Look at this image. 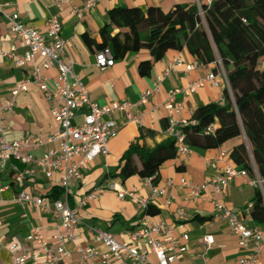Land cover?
I'll return each mask as SVG.
<instances>
[{
    "label": "crops",
    "instance_id": "crops-1",
    "mask_svg": "<svg viewBox=\"0 0 264 264\" xmlns=\"http://www.w3.org/2000/svg\"><path fill=\"white\" fill-rule=\"evenodd\" d=\"M55 2L56 0H1L5 11H17L26 26L39 32L45 31L50 16H58L62 36L71 44L69 54L74 61L73 70L87 88L90 101L94 103L108 105L121 100L136 103L141 93L152 89L153 79L160 76L174 59L180 58L182 61L181 66L176 67L163 78L158 91L146 104L131 111L132 115L142 117V126L135 122H125L117 136L109 141L107 157L97 156L89 163L88 169L84 172L85 184L80 185L79 182L70 180L67 201L71 208L76 209L84 195L109 180L119 182L124 189H136L141 195L149 197L151 188L138 176H131L125 181L116 176L122 165V155L131 143L136 142L141 130L143 135L140 143L147 148L170 141L171 139L165 134L168 112L164 106L168 91L185 88L190 82L204 78L214 65L198 62L185 49L169 50L162 59L154 61L149 51L144 49L130 52L123 58H116L112 67L100 70L95 66V53L100 49L95 45L89 47L84 42L83 35H87L96 44L101 45L103 40L100 30L104 25L109 24L110 13L118 8H137L145 13L149 7H157L163 12H168L178 5L197 9V4L203 5L205 0H97L89 12L83 14L81 18L71 11L72 8L81 9L86 0H67L59 6ZM118 31L113 27V34ZM7 36L8 24L0 16V37L4 38L2 48L4 50L14 48L16 52L22 53L24 49L19 46V42L6 38ZM143 62L151 64L148 76H141L139 73V67ZM194 63H198V66L192 68ZM29 73V69H17L9 60L0 56V119L8 125V130L5 132L8 141H19L27 134L39 140L40 147L32 153L40 157L58 149L57 142L48 141L51 130L55 127L50 114L54 102L47 101L37 85L30 84L26 92L16 97L11 112L2 109L11 96L14 84L29 76ZM43 74L48 78V85L52 87L54 70L44 71ZM225 88H227L225 84L215 88L205 83L201 89L191 93L183 101L184 110L181 117L188 120L195 110L203 105L221 104L222 91ZM176 98L182 99L180 94ZM114 119L118 122L124 121V116L118 113ZM242 142L246 144L244 137L231 139L216 149L192 148L189 158L183 159L176 155L174 159L166 161L159 168L155 186L164 187L165 194L154 199L150 204L151 210L157 213L149 216V222L152 225L163 222L171 226L178 243L186 248L178 256L180 264H238L241 258L251 254L252 246L247 250L241 249L237 237L231 232L228 224L223 219L213 218L210 186L206 187L197 201H193L190 199L189 188L180 184L181 179L194 185L207 182L215 173L207 163L218 154L219 150L229 153L233 147ZM134 161L139 168L141 164L136 156ZM228 161L234 166L230 157ZM12 165H16L19 169L25 168L14 161L0 164V264H7L10 261L7 245L11 243L17 244L19 255L34 249V244L25 240L33 228H38L45 241L55 247L57 241L54 236L60 223L51 215V202L62 198L60 174L54 173L51 179H47L37 172L25 183L24 190L27 193L47 199L45 207H32L16 201L20 189L14 184ZM255 191L244 184L242 179L236 178L229 183L225 194L219 197L228 209L238 213L239 217L249 225H254L246 212V207L253 202ZM167 200L170 201L169 205H166ZM178 209H183L185 212L183 220H177L175 216ZM77 216L80 220L75 230L77 243L81 248H93L95 256L84 260L74 249V244L68 242L65 246L68 252V264H103L101 255L106 253L107 249L95 241L90 229L107 232L118 242L130 243L129 234L137 228L139 213L130 201L121 200L114 192L103 190L97 198L80 208ZM207 236L213 238V243L208 247L203 243V239ZM158 239L164 240L161 236ZM134 245L140 249L147 248L146 243L141 240ZM147 260L146 264H157L153 254H149ZM111 263L127 264V261L112 259ZM257 264H264V249Z\"/></svg>",
    "mask_w": 264,
    "mask_h": 264
},
{
    "label": "built area",
    "instance_id": "built-area-1",
    "mask_svg": "<svg viewBox=\"0 0 264 264\" xmlns=\"http://www.w3.org/2000/svg\"><path fill=\"white\" fill-rule=\"evenodd\" d=\"M96 1L86 0L81 9L72 8L71 12L81 18L83 14L89 12ZM214 1L205 0L203 5L197 4V13L200 18L204 15L203 6L209 7ZM66 2L67 0H56L55 3L59 6ZM0 16L8 24L6 38L17 40L19 46L24 49L22 53L16 52L14 48L4 50L2 48L4 38L0 37V56L9 60L17 69L30 70L29 76L14 84L11 96L2 109L11 112L15 106L16 97L26 92L30 84L37 85L46 100L54 102L50 114L55 127L51 130L48 141L58 144L56 151L36 157L32 152L40 147L41 142L30 134L19 141H8L5 137L8 125L0 119V164L14 161L25 167L19 169L16 165L11 166L14 173V184L20 189L16 195V201L20 204L32 207L47 205L45 197H38L24 190L25 183L37 172L47 179H51L54 173H59L60 187L63 190L62 198L51 202V215L60 222L54 236L57 245L50 246L43 238L41 231L33 228L25 240L32 242L34 249L19 255L17 244L7 245L10 255V261L7 264H68V252L65 249L68 242L74 244V249L82 255L84 260L95 256L93 248H81L77 243L78 237L75 235V230L80 224L77 211L85 207L90 200L97 198L103 190L114 192L121 200L130 201L139 213L137 228L129 234L130 243L118 242L113 235L107 232L90 229L95 241L107 249L106 253L101 255L103 264H112V259H123L127 261V264H146L149 254L154 255L157 264H180L178 256L186 248L178 243L171 226L163 222L150 224L146 213L153 200L165 194L164 187L153 185L150 179H142L143 183L151 188V195L145 197L136 189H124L119 182L109 180L84 195L76 209L68 205L67 196L70 180L77 181L80 185L85 184L84 172L88 169L89 163L97 156L107 157L109 141L117 136L125 122H135L142 126V117L132 115L131 111L148 102L149 98L158 91L163 78L182 65L181 59H174L160 76L155 77L152 89L141 93L136 103L121 100L108 105H99L90 101L87 88L73 70L74 61L69 54L71 44L62 36L61 24L57 15L48 18L44 32L26 26L17 11H5L1 0ZM114 62L115 59L109 47L95 53V66L100 70L112 67ZM213 65L214 68L204 78L190 82L185 88L170 90L167 93L164 106L168 112L165 134L173 140L176 155L183 159L189 158L192 153V148L186 143V134L183 129L195 124L192 118L186 120L181 117L184 110L183 101L191 93L201 89L205 83L215 88H220L222 84H225L229 88L221 61L217 59ZM197 66L198 63H194L192 68ZM257 68L264 71V54L257 62ZM47 70L55 72L52 87L48 85V78L43 74ZM178 94L181 100L176 98ZM221 102H223L222 99ZM118 113L124 116V121L118 122L114 119ZM214 131L215 127L210 126L208 132L213 133ZM26 150L30 151L25 152ZM228 158L227 151L219 150L218 154L207 163L215 170L214 175L207 182L194 185L192 182L181 179L180 184L189 188L190 199L193 201L201 197L207 186L211 187L213 218L223 219L228 224L231 232L237 237L241 249L247 250L250 246L253 248L251 254L241 258L238 264H257L261 251L264 249V229L249 225L242 220L238 213L225 206L219 196L225 194L232 180L239 178L247 186L259 191L264 199V177L260 176L256 170L250 176L246 169L230 165ZM169 204L170 201L167 200L166 205ZM251 208L252 203L246 207L248 214ZM175 216L177 220H183L184 210L178 209ZM160 236L163 237V241L158 239ZM140 240L146 243V249H140L134 245ZM203 243L208 247L213 243V238L207 236L203 239Z\"/></svg>",
    "mask_w": 264,
    "mask_h": 264
},
{
    "label": "trees",
    "instance_id": "trees-1",
    "mask_svg": "<svg viewBox=\"0 0 264 264\" xmlns=\"http://www.w3.org/2000/svg\"><path fill=\"white\" fill-rule=\"evenodd\" d=\"M197 9L175 6L168 12L149 7L145 13L137 8H118L110 13L109 24L100 30L103 43L98 45L83 35L84 42L100 50L109 47L114 59L130 52L148 50L154 61L169 50L183 49L202 64L219 59L226 70L229 88L222 91L221 104H206L195 110L194 125L184 127L186 143L191 148L216 149L234 138L244 142L228 153L235 167L244 168L252 176L254 170L264 177V71L257 62L264 54V0H215ZM113 27L119 31L113 34ZM126 30V31H123ZM150 62L139 67L141 76L150 73ZM210 126L215 127L209 133ZM140 136L122 155L116 174L122 181L131 176L150 179L157 184L158 170L176 157L173 140L147 148ZM134 156L140 161L135 165ZM152 206L147 215H155ZM250 219L264 229V199L255 191Z\"/></svg>",
    "mask_w": 264,
    "mask_h": 264
},
{
    "label": "rangeland",
    "instance_id": "rangeland-1",
    "mask_svg": "<svg viewBox=\"0 0 264 264\" xmlns=\"http://www.w3.org/2000/svg\"><path fill=\"white\" fill-rule=\"evenodd\" d=\"M223 70L226 72L225 68L223 67Z\"/></svg>",
    "mask_w": 264,
    "mask_h": 264
}]
</instances>
